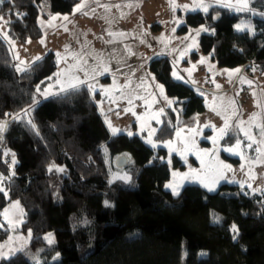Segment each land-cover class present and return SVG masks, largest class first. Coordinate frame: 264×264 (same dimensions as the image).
Segmentation results:
<instances>
[{
  "label": "trees",
  "instance_id": "trees-1",
  "mask_svg": "<svg viewBox=\"0 0 264 264\" xmlns=\"http://www.w3.org/2000/svg\"><path fill=\"white\" fill-rule=\"evenodd\" d=\"M41 1L0 2L11 40L24 44L43 36ZM47 1L51 13L66 14L80 0ZM248 19L253 34L234 30ZM185 20L184 30L203 25L211 31L200 36L199 48L219 67L264 76V0H250L240 12L212 6L206 14H186ZM149 67L183 116L203 112L194 87L172 79L167 57L153 59ZM24 69L17 71L0 35V123L6 125L0 132V172L6 171V150L16 158L7 195L0 192V220L7 203L18 200L24 211L20 229L31 232L28 246L0 264H32L36 258L42 264H264V204L258 194L240 193L236 186L210 193L185 185L174 196L164 189L165 151L155 152L138 136L111 135L95 103L98 95L86 87L49 97L28 118H17L33 104L37 86L44 87L54 74L55 55L47 53ZM174 119L167 108L155 140L172 137ZM103 146L112 157H131L128 182L109 180ZM232 225L238 229L235 239ZM48 232L54 235L51 244L44 240ZM8 233L3 224L0 241ZM54 255L59 259L52 261Z\"/></svg>",
  "mask_w": 264,
  "mask_h": 264
},
{
  "label": "rangeland",
  "instance_id": "rangeland-1",
  "mask_svg": "<svg viewBox=\"0 0 264 264\" xmlns=\"http://www.w3.org/2000/svg\"><path fill=\"white\" fill-rule=\"evenodd\" d=\"M249 1L174 0L173 11L170 0H80L71 13L53 14L48 1L42 0L38 23L43 36L24 44L11 40L6 20H0V35L7 41L16 67L24 69L50 52L55 55L56 70L51 79L40 87V93L35 91L27 113L23 111L17 118H28L35 105L73 89V84L86 87L98 95L95 103L111 135L138 136L155 152L165 151L161 160L169 169L166 191L172 193L165 187L170 182L178 186L179 192L185 185H198L210 193L224 185L236 186L240 193L258 194L264 204V76L252 75L251 70L244 74L242 68L219 67L199 48L200 36L211 31L203 25L182 29L188 13L206 14L212 6L222 4L234 5L230 7L233 12H240L243 10L237 8L244 3L249 7ZM201 4L209 6L207 12L202 8L193 10ZM65 16L67 20L63 19ZM238 25L243 30H238ZM201 27L207 31L196 35ZM234 30L253 34L254 22L238 21ZM160 57L169 59L173 80L194 87L203 99V112L185 117L181 106L167 96L149 67L153 59ZM237 69L240 71L236 72ZM45 91L46 97L41 94ZM167 108L175 114L174 133L159 142L155 135ZM112 128L118 131L114 134ZM102 153L109 180L128 182V169L114 165L118 156L112 157L105 146ZM11 154L10 150L4 152L7 167L0 172L5 178L4 194L14 172ZM125 156L130 165L131 157ZM185 174L190 178L185 179ZM17 201L8 202L1 213L0 224H6L9 233L0 241V253L4 256L0 261L22 251L30 241L29 231L20 229L23 208L20 203L18 208L12 206ZM5 209L7 219L3 215ZM49 234L51 243L54 242L52 232L46 233L44 240L51 244L45 239ZM55 259L59 255L52 257V261ZM32 264L42 262L36 258Z\"/></svg>",
  "mask_w": 264,
  "mask_h": 264
},
{
  "label": "snow or ice",
  "instance_id": "snow-or-ice-1",
  "mask_svg": "<svg viewBox=\"0 0 264 264\" xmlns=\"http://www.w3.org/2000/svg\"><path fill=\"white\" fill-rule=\"evenodd\" d=\"M0 2H2V0H0ZM170 6H171L172 10L175 11V7H176V6L174 5V0H170ZM221 6H222V7H226V8L235 7L234 5H231V4H222ZM79 7H82V5H81V6H78L77 10H79ZM184 7L187 8V6H184ZM208 7H209V6H207V5H202V4H201V5H197V8H194L193 10H197V9L202 8V10H203L204 12H207V11H208ZM247 9H248V4H247V3H244L242 7L237 8V10H247ZM254 14H255V13H254ZM2 19H3V18L0 17V20H2ZM53 19H56V17H53ZM63 19L67 20V16L63 17ZM237 28H238V30H243V29H241V27H240L239 25L237 26ZM202 31H207V29L201 27V29H199V30L196 32V35H199V33L202 32ZM188 38H190V37H186L185 39H188ZM29 42H30V41H29ZM41 43H43V41H41ZM59 55H60V54L57 53V56H59ZM39 59H40V57H37V58H36V60H39ZM202 62H203V61H202ZM21 63H23V62H21ZM24 70H25V69H23V68H19V67H17V71H24ZM235 71H236V72H239L240 70L237 69V70H235ZM174 75H175V74H174ZM177 78L179 79L180 77H177ZM48 79H51V77H49ZM58 82H59V81H58ZM41 83H43V82H41ZM248 83L251 84V81H248ZM71 87H72L73 89H76V88H77V85H76V84H73V85H71ZM89 87L91 88L92 86H89ZM158 87H159L160 91L163 92V86H162V85H159ZM36 91H37L38 93L41 92V89H40L39 85L37 86ZM62 91H63V89H62ZM41 94L44 95V96L46 97V96L48 95V92L45 91V92H43V93H41ZM169 103H171V101H169ZM27 111H28V110H25L26 113H27ZM29 123H31V121H29ZM32 126L35 127L34 124H33ZM109 127H111L110 122H109ZM5 128H6V125L3 124V123H0V132L4 131ZM112 131H113V133L115 134V132L118 131V130L115 129V128H112ZM221 132H223V129L221 130ZM129 135H131V133H129ZM0 140H2V136H0ZM148 142H149V143H152L151 140H149ZM153 146H155V145H153ZM249 147H251V145H249ZM226 150H227V149H226ZM5 155H7V153H5ZM11 155H12V157H13L11 163H12V165H15V163H16V160H15V154L13 153V154H11ZM53 167H55V166H53ZM224 167L227 168L228 166L225 165ZM51 170H52V168H49V171H51ZM56 170H57V171H61V172L64 171L63 168H58V169H56ZM229 170H230V169H229ZM14 174H15V173L13 172L12 175H14ZM173 175L175 176V175H177V174L174 173ZM184 178H185V179H188V178H190V177H189L187 174H185V177H184ZM4 180H5V178L3 177V175H0V192L5 191V190H4V187H3ZM205 186L207 187V185H205ZM165 187L171 189V190H172V193H173L174 195H177V196L179 195L178 186H175V187H174L173 183L170 182V183L167 184ZM209 190H211V189H209ZM5 195H7L6 192H5ZM105 203L107 204V202H105ZM12 206L18 208V207H19V202H18V201H17V202H14ZM3 215L5 216V219H7V209H5V212L3 213ZM215 220L218 222V221L220 220V218H219V217H216ZM10 223H11V222H10ZM0 227H3V224H0ZM13 227H15V225H13ZM232 232L234 233L233 238L235 239V238H236V235H238V229H237V227H236L235 225H232ZM29 236H31V232H30V231H29ZM45 239H48L49 243H51V242H52V240H51V234H49L48 236H46ZM13 254H14V253H13ZM0 258H4V256H3L2 253H0Z\"/></svg>",
  "mask_w": 264,
  "mask_h": 264
},
{
  "label": "water",
  "instance_id": "water-1",
  "mask_svg": "<svg viewBox=\"0 0 264 264\" xmlns=\"http://www.w3.org/2000/svg\"><path fill=\"white\" fill-rule=\"evenodd\" d=\"M215 18H217V16H215ZM114 165L118 169L125 168L128 165L127 157L125 155L118 156L114 161Z\"/></svg>",
  "mask_w": 264,
  "mask_h": 264
},
{
  "label": "crops",
  "instance_id": "crops-1",
  "mask_svg": "<svg viewBox=\"0 0 264 264\" xmlns=\"http://www.w3.org/2000/svg\"><path fill=\"white\" fill-rule=\"evenodd\" d=\"M250 70H251V71H254V70H252V69H250ZM245 73L248 74L247 71H245L244 74H245ZM254 74H257V73L254 71V72L252 73V75H254ZM257 76H258V75H257ZM258 77L261 78L260 76H258Z\"/></svg>",
  "mask_w": 264,
  "mask_h": 264
}]
</instances>
